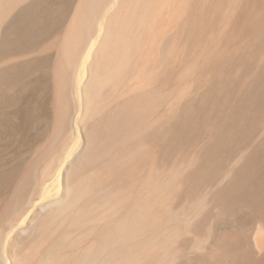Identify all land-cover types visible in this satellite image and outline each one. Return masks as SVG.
I'll return each mask as SVG.
<instances>
[{
	"label": "bare ground",
	"instance_id": "obj_1",
	"mask_svg": "<svg viewBox=\"0 0 264 264\" xmlns=\"http://www.w3.org/2000/svg\"><path fill=\"white\" fill-rule=\"evenodd\" d=\"M0 264H264V0H0Z\"/></svg>",
	"mask_w": 264,
	"mask_h": 264
},
{
	"label": "rangeland",
	"instance_id": "obj_2",
	"mask_svg": "<svg viewBox=\"0 0 264 264\" xmlns=\"http://www.w3.org/2000/svg\"><path fill=\"white\" fill-rule=\"evenodd\" d=\"M51 185H54V186H51ZM52 187L53 189H51ZM44 191H45L44 192L45 195H51L52 193L55 192V183L53 179L47 183Z\"/></svg>",
	"mask_w": 264,
	"mask_h": 264
}]
</instances>
